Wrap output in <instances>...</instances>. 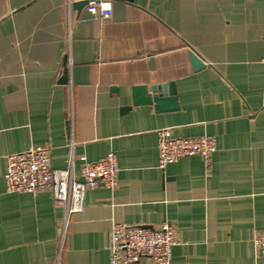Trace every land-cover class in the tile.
<instances>
[{
	"label": "crops",
	"instance_id": "1",
	"mask_svg": "<svg viewBox=\"0 0 264 264\" xmlns=\"http://www.w3.org/2000/svg\"><path fill=\"white\" fill-rule=\"evenodd\" d=\"M75 1L0 0V264H109L113 222H169L171 264H264V0H108L106 18ZM170 81L177 110L131 105ZM165 128L215 138L207 176L200 156L159 168ZM36 147L76 180L79 157L113 153L118 186L86 190L64 227L50 191L5 190L7 156Z\"/></svg>",
	"mask_w": 264,
	"mask_h": 264
},
{
	"label": "built area",
	"instance_id": "2",
	"mask_svg": "<svg viewBox=\"0 0 264 264\" xmlns=\"http://www.w3.org/2000/svg\"><path fill=\"white\" fill-rule=\"evenodd\" d=\"M87 10L104 18L112 13L108 0H91ZM215 150L216 141L212 136L182 138L175 137L169 128L157 131L158 166L161 169L183 157L200 156L207 176ZM79 159L81 180H76L73 157L66 169H55L51 166L48 147L10 154L3 174L5 190L7 193L32 194L50 191L52 198L65 208L66 227L69 217L82 211L86 190L98 185L109 190L118 186V165L113 153L97 161H88L84 156ZM179 242L169 222L159 228L113 222L109 234V264H171V250ZM252 242L256 253L264 254V231L254 234Z\"/></svg>",
	"mask_w": 264,
	"mask_h": 264
},
{
	"label": "water",
	"instance_id": "3",
	"mask_svg": "<svg viewBox=\"0 0 264 264\" xmlns=\"http://www.w3.org/2000/svg\"><path fill=\"white\" fill-rule=\"evenodd\" d=\"M91 0H76L72 7L79 12ZM97 1V0H95ZM132 2L133 0H124ZM189 58L193 70H198L203 66L201 59L193 52L189 51ZM149 91V92H148ZM131 105L152 104L156 111H174L178 109V101L174 82H164L154 84L150 87L145 85H135L131 87ZM130 106H125L122 111H127Z\"/></svg>",
	"mask_w": 264,
	"mask_h": 264
}]
</instances>
